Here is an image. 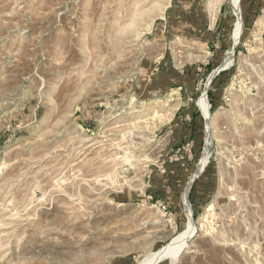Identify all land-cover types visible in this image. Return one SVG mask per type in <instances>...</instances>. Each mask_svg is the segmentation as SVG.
<instances>
[{"label":"rangeland","instance_id":"obj_1","mask_svg":"<svg viewBox=\"0 0 264 264\" xmlns=\"http://www.w3.org/2000/svg\"><path fill=\"white\" fill-rule=\"evenodd\" d=\"M161 1L0 0V264H141L188 187L176 264H264V0Z\"/></svg>","mask_w":264,"mask_h":264},{"label":"bare ground","instance_id":"obj_2","mask_svg":"<svg viewBox=\"0 0 264 264\" xmlns=\"http://www.w3.org/2000/svg\"><path fill=\"white\" fill-rule=\"evenodd\" d=\"M171 0H162L160 3L162 9H166L167 6H169ZM214 0H212L213 2ZM233 5L236 9L239 8V0H233ZM148 12V11H147ZM144 11H142L141 14H143ZM156 17V16H155ZM136 20V18H135ZM133 20L131 21L130 28L136 24V21ZM242 32V22L239 21L237 24L236 32H235V41L237 42L240 38V34ZM232 55V54H231ZM232 61L230 60L229 63ZM200 107L205 115V117H210V112H209V104L206 95L202 97L200 100ZM209 147H210V142L207 143L204 154L199 162L198 170L197 173L193 175V178L197 177L203 170L205 169L206 165L209 162L210 159V153H209ZM189 188L187 189L185 193V207H186V212H187V227L183 233H181L170 245L167 247L160 249L156 253L148 255L141 264H154L157 262H161L164 260H170L172 264H176L179 260V257L182 252H185L186 249L189 247L190 241L193 239L195 233H196V228L192 220V210L190 207V203L188 201V191ZM185 249V250H184Z\"/></svg>","mask_w":264,"mask_h":264},{"label":"crops","instance_id":"obj_3","mask_svg":"<svg viewBox=\"0 0 264 264\" xmlns=\"http://www.w3.org/2000/svg\"><path fill=\"white\" fill-rule=\"evenodd\" d=\"M165 180H163V182L161 183H157V186H161L162 189H159L160 192H162L163 194H171V190L173 188V195L174 197L178 194L179 189H181L183 187V180L187 178V181L190 178V175H185V176H181L179 179H176V185L174 183V179L173 178H178L175 175L171 176L170 173L167 174L166 176H164ZM192 179H194L193 177L190 178V181H192ZM160 184V185H159ZM172 186V187H170ZM177 198L175 197L172 201L174 202Z\"/></svg>","mask_w":264,"mask_h":264},{"label":"trees","instance_id":"obj_4","mask_svg":"<svg viewBox=\"0 0 264 264\" xmlns=\"http://www.w3.org/2000/svg\"><path fill=\"white\" fill-rule=\"evenodd\" d=\"M214 81H216V79H215ZM211 95H212V93H211ZM193 188H194V187H193ZM193 188H192V190H193Z\"/></svg>","mask_w":264,"mask_h":264},{"label":"water","instance_id":"obj_5","mask_svg":"<svg viewBox=\"0 0 264 264\" xmlns=\"http://www.w3.org/2000/svg\"><path fill=\"white\" fill-rule=\"evenodd\" d=\"M192 182H193V180H192Z\"/></svg>","mask_w":264,"mask_h":264}]
</instances>
